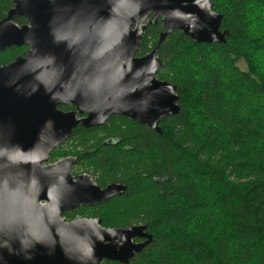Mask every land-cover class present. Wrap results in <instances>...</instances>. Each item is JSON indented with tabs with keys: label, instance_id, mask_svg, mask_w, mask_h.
<instances>
[{
	"label": "water",
	"instance_id": "95a60500",
	"mask_svg": "<svg viewBox=\"0 0 264 264\" xmlns=\"http://www.w3.org/2000/svg\"><path fill=\"white\" fill-rule=\"evenodd\" d=\"M158 20L157 47L137 57ZM222 20L211 0L15 2L0 20V52H28L0 67V264H130L152 242L142 225L67 222L65 214L97 207L126 187L73 176L72 157L48 162L80 126L101 128L114 116L162 134L161 121L181 107L177 87L157 78L159 46L179 31L198 45L225 44Z\"/></svg>",
	"mask_w": 264,
	"mask_h": 264
},
{
	"label": "trees",
	"instance_id": "16d2710c",
	"mask_svg": "<svg viewBox=\"0 0 264 264\" xmlns=\"http://www.w3.org/2000/svg\"><path fill=\"white\" fill-rule=\"evenodd\" d=\"M15 1L0 0V19ZM211 1L225 44L198 45L179 31L159 46L181 107L161 121L162 134L114 116L101 128L80 126L51 156L74 143L61 158L74 155L126 187L73 215L85 211L106 229L145 226L153 240L130 264H264V0ZM162 28L161 20L148 27L137 57L157 47ZM26 50L0 52V67ZM116 122L124 131L109 135Z\"/></svg>",
	"mask_w": 264,
	"mask_h": 264
},
{
	"label": "rangeland",
	"instance_id": "374dc122",
	"mask_svg": "<svg viewBox=\"0 0 264 264\" xmlns=\"http://www.w3.org/2000/svg\"><path fill=\"white\" fill-rule=\"evenodd\" d=\"M163 70V71H162ZM160 72H163V73H161V77L159 78V80H161V81H165L166 80V78L168 79V77H172V74H170V73H168V71L165 69H161L160 70ZM170 72V71H169ZM172 73V72H171ZM158 78V77H157ZM166 82V81H165ZM121 130V132H123L124 131V129H125V127L124 126H122L121 124L119 125V123L118 122H116V125H114L112 128H111V130L109 131V135H116V134H118V133H120L118 130ZM69 144V143H68ZM73 145H74V143H70L69 145H66V147L65 148H63L62 150H58L57 152H56V154L54 155V157H53V159L52 158H50V161L48 162V164H55V163H58L59 161H61V160H63V159H66V158H61L62 157V154H64V153H68V154H70L73 150H72V148H73ZM62 153V154H61ZM69 158V157H68ZM72 158H75L74 157V155L72 156ZM72 175L73 176H82V175H92L94 178H95V180H96V182H99V183H101V185H103V186H105V187H107V186H109V185H112V184H110V179H109V177H105V178H103V179H101L99 176H95L92 172H88L86 169H84L82 166H80V164H75V166L72 168ZM101 181V182H100ZM98 183V184H99ZM115 184V183H114ZM74 213V212H73ZM73 213H71V215H73ZM75 215V216H74ZM73 216H74V218L72 217V218H65L66 219V221L67 222H71V221H74V220H76V219H80V218H85V219H92V217L90 216V215H88V213H85V211H81L80 213H78V214H74Z\"/></svg>",
	"mask_w": 264,
	"mask_h": 264
},
{
	"label": "flooded vegetation",
	"instance_id": "af4514ba",
	"mask_svg": "<svg viewBox=\"0 0 264 264\" xmlns=\"http://www.w3.org/2000/svg\"><path fill=\"white\" fill-rule=\"evenodd\" d=\"M17 1H18V0H17ZM15 2H16V1H15ZM14 6H15V3H14ZM13 8H14V7H13ZM7 14H8V13H7ZM6 17H7V16H6ZM6 17H5V18H6ZM5 18H3V19H5ZM3 19H0V20H3ZM18 19H20V18H18ZM18 19H17V20H18ZM24 19H25V18H24ZM17 20H16V22H17ZM25 20H26V23H25V24H19V23L17 22L18 25H19V26L27 25V24H28V21H27V19H25ZM23 47H26V46H23ZM26 48H27V50H26L24 56H25L26 53L28 52V47H26ZM24 56H20V57H24ZM71 138H72V137H71ZM71 138H70V139H71ZM70 139H69V140H70ZM69 140H68V141H69ZM68 141H67V142H68ZM65 143H66V142H65ZM65 143H64L63 145H65ZM63 145H61V146H63ZM61 146H60V147H61ZM70 157H71V156H70ZM67 158H68V157H67ZM75 159H76V164H77V163L79 164V162L77 161V158H75ZM104 188H105V187H104ZM69 214H70V213H69ZM65 215H67V214H65ZM65 215H64V216H65ZM64 218H65V217H64ZM143 241H144V240H138L137 242H143Z\"/></svg>",
	"mask_w": 264,
	"mask_h": 264
}]
</instances>
